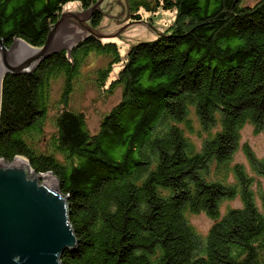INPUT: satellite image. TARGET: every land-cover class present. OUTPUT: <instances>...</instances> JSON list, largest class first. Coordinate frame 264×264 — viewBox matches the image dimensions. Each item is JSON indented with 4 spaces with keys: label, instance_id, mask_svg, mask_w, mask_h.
<instances>
[{
    "label": "trees",
    "instance_id": "trees-1",
    "mask_svg": "<svg viewBox=\"0 0 264 264\" xmlns=\"http://www.w3.org/2000/svg\"><path fill=\"white\" fill-rule=\"evenodd\" d=\"M97 1L0 0V39L8 48L16 39L41 48L65 5L89 10ZM125 7L131 22L142 20V10L171 11L173 19L125 58L117 42L89 34L70 53L6 74L0 158H23L36 174L59 179L78 238L62 264H264V190L258 204L254 177L231 165L243 126L264 129V0H125ZM103 18L97 8L90 24L96 29ZM91 55L106 60L89 79L94 86L122 91L95 134L85 113L71 108L89 81L83 66ZM195 120L199 148L188 136ZM246 153L264 178V157ZM213 166L223 174L210 175ZM238 194L242 206L222 213V202ZM200 212L213 221L206 235L189 219Z\"/></svg>",
    "mask_w": 264,
    "mask_h": 264
},
{
    "label": "water",
    "instance_id": "water-1",
    "mask_svg": "<svg viewBox=\"0 0 264 264\" xmlns=\"http://www.w3.org/2000/svg\"><path fill=\"white\" fill-rule=\"evenodd\" d=\"M102 1L86 12L92 14L100 8ZM64 16L55 24L41 48L30 47L16 39L7 49L0 39V69L4 67L0 104L6 74L31 71L42 60L63 49L70 53L86 37L70 48L54 46ZM86 28L87 35L98 38L115 36L103 34L91 26ZM68 200L61 191L59 179L52 172L35 174L23 158L17 157L12 162L0 158V264H62L63 253L75 250L78 245Z\"/></svg>",
    "mask_w": 264,
    "mask_h": 264
},
{
    "label": "rangeland",
    "instance_id": "rangeland-1",
    "mask_svg": "<svg viewBox=\"0 0 264 264\" xmlns=\"http://www.w3.org/2000/svg\"><path fill=\"white\" fill-rule=\"evenodd\" d=\"M256 1L257 0H246V3L252 5ZM97 2H99V0ZM100 4L101 5L99 9H101L103 12L104 18L96 30L103 34L115 35L113 38L102 39L104 41L114 40L117 42L119 50L124 58L132 44L138 41L153 40L157 38V36L161 35V33L167 29V27L171 24V19H173V12L171 13V11L159 10L156 14H150L142 10V20L139 22H131L125 7V0H103ZM86 10L87 9L83 8L79 2H71L70 5H65L63 7L62 13L65 14L64 21L60 24L58 29L59 32L56 37L57 41H59L57 44H61L59 47L70 48L67 45L72 44L71 46H73L74 44H77L79 40L89 35H87L88 32L86 27H92L90 24L91 13L88 14ZM87 17H89V19H86ZM4 48L6 47L4 46ZM105 63L106 60L103 57L96 55L89 56L83 66L85 77L88 80L93 78L96 69ZM122 67L123 63L113 66L108 84L111 82V80L118 76V73ZM60 86V81L53 85L54 97L51 107L55 106V102L58 99ZM103 91L97 89L89 80L84 83L81 89L73 94L71 99V108L76 111H83L85 113L88 129L93 134L99 131L103 117L122 98L121 89ZM54 115L55 107L50 110V120L47 122L48 130H53L52 125ZM194 122L196 131L194 133H188V136L194 143L197 144L199 148L201 144V136H199V132L197 130H199L200 126L197 120ZM202 136L204 137L205 134H202ZM246 148H249L258 158L264 157V129L256 132L252 125H244L240 132L239 147L233 155L231 161V165L243 164L249 175L254 177L252 191L254 192L256 201L259 204V191L264 190V178L252 170L248 155L246 153ZM33 173L35 172L33 171ZM221 173L223 174V171L219 173L216 166L210 168V175L212 176L216 177ZM226 174L227 180L229 182H233V174L229 172H226ZM241 206L242 199L238 194V196L233 199L224 200L221 205V210L222 213H224L228 208H236ZM189 219L192 225L202 235H206L213 224V221L203 212L190 214Z\"/></svg>",
    "mask_w": 264,
    "mask_h": 264
},
{
    "label": "bare ground",
    "instance_id": "bare-ground-1",
    "mask_svg": "<svg viewBox=\"0 0 264 264\" xmlns=\"http://www.w3.org/2000/svg\"><path fill=\"white\" fill-rule=\"evenodd\" d=\"M70 4H71V3H68L67 5H70ZM78 31H79V30H78ZM76 32H77V31H76ZM163 32H164V31H163ZM163 32H162V33H163ZM59 36H60V35H59ZM58 42H59V41H57V38H56V42H55V43L57 44ZM56 44H55L54 46H56V47H57V46H58V47L61 46V44H57V45H56ZM25 45H26V44H25ZM71 45H72V44L67 45V46H68V47H71ZM26 46H27V45H26ZM27 47H28V46H27ZM3 69H4V67H1V69H0V81H1V78H2V76H3Z\"/></svg>",
    "mask_w": 264,
    "mask_h": 264
}]
</instances>
